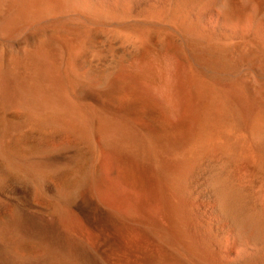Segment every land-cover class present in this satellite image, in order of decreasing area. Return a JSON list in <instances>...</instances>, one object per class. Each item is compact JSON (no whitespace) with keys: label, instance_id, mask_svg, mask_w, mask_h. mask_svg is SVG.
Masks as SVG:
<instances>
[{"label":"bare ground","instance_id":"obj_1","mask_svg":"<svg viewBox=\"0 0 264 264\" xmlns=\"http://www.w3.org/2000/svg\"><path fill=\"white\" fill-rule=\"evenodd\" d=\"M15 1L16 2L14 3V0H12V3L9 5L11 0H0V42L2 41V45L5 42L7 45H9V48L10 45H16V47H18L16 42H20L21 40L23 43V40L27 41V37H31L30 35H32L31 38H38L35 36V34L39 35L38 33L43 32L49 39H54L56 42L60 43L64 51L63 54L60 53L62 55L61 59L57 60L56 57H53L51 53L46 52V49L44 50L45 46H42L39 39L34 40L35 44L33 45V49L18 47L20 51L19 56L21 57L22 61V65L20 66L24 65L26 68H28L32 77L28 81H22L18 83L20 84V89L17 86L19 92L17 91L18 89L16 88V85L12 84V86L14 85L15 90L17 89L15 94L18 92L17 96L15 95V104L17 102L18 107H20V104L23 107L22 110H33V115L38 118L46 117L57 112L61 106H63L65 109L69 106L67 104L62 105L58 100H60L61 94L65 95L67 90L73 89L75 86L78 88V84L80 83V78L79 80L76 79L77 76L74 72V62L70 47L76 46L78 48V46L83 43L82 38L84 36L82 37L80 35L82 33V28L85 29V26L89 27L90 23L96 21L108 22V24L111 23L112 25L118 26L116 27L117 29L122 27L119 25H126L127 23V30L129 29V24L135 25L134 29L136 28V24H138L137 29H135L133 32L134 34H131L129 37L130 40L137 42V44L143 39L150 38H145L148 28L149 26L157 24L166 26L168 30H176L177 33L182 32L183 36L185 34L187 35L188 33H199V35L197 34V36H194L198 38L202 36L203 38H201V42L204 38L210 41L229 40L236 39L238 37H246L245 39H247V37L250 36L252 37L251 40L254 39V42L249 41V44L255 42L258 44L259 42L264 44V0H19V3L17 0ZM3 6H5V8L7 7L8 9L6 8L4 11ZM32 18L34 19L33 21ZM27 20L28 22H25ZM17 21L20 23L25 22L22 23L23 25L21 24L22 26L20 25L25 31L21 32L22 34L24 33L23 35L21 34V36H19L20 32L18 33V31H22L19 28L20 26L16 27L19 25V23L17 25ZM29 21L31 24L25 25L26 28H24V24L29 23ZM32 23H35L36 25L39 24V30L36 29V27L35 31L32 30ZM17 28L19 30H17ZM150 28L154 29V27ZM158 28L160 29L161 27L158 26ZM167 28L163 29L164 32ZM124 29L125 28L122 30ZM56 30L60 31V36L57 39L51 36V32H55ZM15 31L18 33V35L15 34ZM150 31L152 32V30ZM13 32L16 37L13 35L11 36ZM162 34L160 32V35ZM177 35L179 36V34ZM164 36L165 35L163 34V37ZM172 38H170L169 41H171ZM178 38L180 39V36ZM166 39L168 40V38ZM179 39L176 38V40ZM84 40L86 42L88 38L86 37ZM29 41L28 44L34 42L32 41L30 43ZM89 42L90 40L88 43ZM127 42H129V40ZM145 42L144 44L146 45L150 43V41H148L149 43ZM88 43H84V46L86 47ZM170 43L171 42H169V44ZM165 44L167 45V43ZM174 44L178 45L177 43ZM221 45L222 48L225 46L224 44ZM163 47L166 46L163 44ZM165 49L163 51H165ZM175 49L173 51H178V47L176 50ZM179 49L181 48L179 47ZM185 50L187 49L185 48ZM181 51L182 50L176 52L178 54L175 56H177L178 59L180 58L182 61H185V57L182 58L179 54ZM82 52L84 51L82 50ZM82 52L80 54H82ZM168 53L166 54L168 55ZM13 56L17 57L16 55ZM175 56L171 55V59L174 60H171L172 63L176 62L174 59ZM7 58L8 60L10 59L13 61L12 58ZM15 59L16 58H14V60ZM259 59L255 56V58L253 57V62L259 70L257 73L259 72L264 75V64L262 63L263 66L260 65L261 63H259ZM208 60L211 59L208 58ZM260 61H264V59ZM19 64L20 63H18V66ZM10 65L13 67L12 65L14 64ZM10 65H8V67ZM176 65L177 64H175V66ZM207 67L209 66H205V68ZM13 69L16 71L17 69L19 70V67L17 69L13 67ZM79 71L81 70L79 69ZM24 72H26V70H24ZM70 73L73 74L74 77H72V75L70 76ZM116 73L117 71L115 74ZM90 74H84V80H86L89 84L80 90L79 100L83 103V105H85V108L80 109L75 106H71L69 111L73 115L74 121L77 124L82 123L85 125L86 122L84 121L85 119L87 120V115L89 120L94 115L92 121L94 122L95 126L91 124L94 126V129L91 128V126L90 129H93L98 135L94 134V136H92L93 134L90 132V136H92L91 138L100 141V144L98 145L100 150L98 151H100L101 154H104L102 156L104 160H100L99 163L101 164V166H99L100 173L89 178L84 177V182L78 185L72 193L57 191V189H51L52 187L49 188V191L51 189L53 195L55 196L60 195L63 196L64 199H67V197L69 198V196L71 197L70 201L67 199L69 201L68 204H70V209L68 210H70V214L73 216V218H76L78 221H80L82 228L81 230L77 229L76 232H72L74 230L70 231V228L68 229L66 225H63L60 221H57L60 219L58 217V219H56V215L54 216L53 213L42 214L45 211L44 210L41 214H39L40 212L38 213L35 208L34 209L36 211L27 209H33L32 202L29 203L28 199L26 200V198L24 199L19 196L16 192L19 189L16 186L18 190L11 189L10 194L18 206V210L22 214L21 227H23V229L28 232L29 230L32 231L33 229H37L40 232L37 230H35V232L45 236L50 245L65 249L67 254L75 257L80 264H104V260L106 261V259L110 261L108 264H264V172H261L263 169L262 166L260 167L257 165L259 168H261L259 169L255 165V163L258 161L257 156L264 157V119L259 117L257 113L252 112L257 107H255L253 104H249L251 102H244L246 100L240 98L245 93L246 97L248 96L250 100H252L251 96L253 97L256 95V93H254L256 92L254 88L248 84V86L245 85L246 83H243L242 80H240L241 82H232V86L227 83L221 85L220 81L215 83V85L218 87V90L220 87V89L224 91L223 94H226V99L228 97L231 99V101H233V103L231 102L233 105L231 104L230 107L236 104L239 109L237 110L240 111V114L244 116L246 120V123L245 120H243V124H246L244 125V129L246 130L244 132H246L248 139H246L245 136L244 138L246 141L249 140L253 155L255 156V159H252L257 161L254 162L250 158V160L248 159V161L246 160V162L243 164L241 163L242 165L239 164L240 166H238L235 163L236 155L234 154V152L237 150L233 149L234 152H232V155H235L233 161L232 155H227L226 151L230 149H227L226 147L225 149L227 150H222L221 148L222 151H225L226 155L224 156L223 154V157L219 162L210 161V159L208 161H194L192 159V162L189 160L190 157H188L190 155L187 156L189 161L187 159L185 160V158L182 157L184 156L183 154L185 152L187 153V150L189 149H194H192L193 141L195 140L193 138H198L197 135L200 132V128L198 129L199 132L196 129L193 132L190 140L187 139L189 137V133L186 132L189 131L190 127L193 128V125L195 126V121L194 123L192 122V126H184V128H182V130H187L188 127L187 131H183L184 134L188 136L184 137L185 139L183 141L181 139L183 137L178 135L181 132V127L179 128V133L169 131V128L170 130L172 128H177L174 125L171 128L169 121L167 122L169 125L164 124L165 120L167 121V119L164 117L160 116V119L162 117V120H165L164 123L162 121V123L159 124V117L155 118L154 122H152L151 119L149 120L147 117L148 113H145L146 115H144L146 117H144L142 114L140 115L139 113L137 114L136 112L133 113L130 111L133 109V107H131L132 102L129 100L131 98L129 96L128 99L127 94L130 93L128 92V89L131 87L127 88V85H123L124 89L127 88V93H124V89L120 91L121 87H123L121 85L124 84V82H130L131 80H126V78L129 79L127 76H125V79L123 78V80L121 78L120 81H116L110 77L108 81L106 80L107 82L101 84L96 79V77ZM179 76L181 77V75ZM1 77L4 78L3 76ZM22 78H19L20 81ZM216 81L218 80L216 79ZM113 82H116V84L114 85ZM5 83L8 84V82ZM8 85H5L0 78V98L3 97L4 99L5 97L7 99L8 96H5L4 93L6 91H11L14 88L13 87L10 90L9 88L11 86L10 84ZM117 85L121 87L118 88ZM65 87L67 88L64 90ZM242 87H245V89H242ZM74 89H76V87ZM192 89L195 100L197 97L202 98L206 96L207 92H205V90H203L199 85L194 84ZM242 90H245V92ZM9 93L10 92H8V95ZM185 96L188 98L187 93ZM210 96L212 97V95ZM13 97L14 96H11V100ZM6 99L3 100L5 103H7L8 100ZM127 101L131 103V106L130 103L128 106ZM188 102H192V100L189 98ZM134 103L135 101L133 104ZM196 103L197 102H195V104ZM227 103L230 104V101ZM11 104L13 105V103ZM248 104L255 108L252 107L249 109ZM188 105L187 109L190 111L189 107L191 105L190 103ZM139 106L140 105L134 107L135 111H137V107L139 108ZM195 106L196 105L193 104L194 109L192 108V110H194V112L192 111V113H196L195 110L197 109L195 108H198V112L200 113L202 108L199 109V107ZM210 106L211 105L207 107ZM216 106L213 104L211 107V111L214 114L210 112H208V114L210 117L211 114L212 116L214 115V117H220L219 119L216 118V120H213L212 117L213 122L218 120L217 123H220L219 120L221 119V116L225 114V112L222 115L220 114L221 116H216L217 112L220 111V109L218 110ZM15 107L17 108V106ZM128 107H131L132 109L129 110ZM142 107L144 106L142 105ZM140 110L142 111V108ZM185 111H187L186 108ZM208 111H210V109ZM240 114H238V119H240ZM194 115L197 117V114ZM189 116L187 118H189ZM199 116L197 118H200ZM229 116H231V114L226 116L225 119H227ZM260 116H262V114H260ZM192 117L194 118V116ZM223 117L224 116H222V118ZM151 118L153 120L154 117L151 116ZM143 120H145L146 123H144ZM155 120L157 121L158 125L155 123ZM212 120L206 119V121L211 122ZM190 121L191 119L189 118L187 124L184 125L190 124ZM152 124L155 126L157 125L158 128L156 126V128L150 129L149 126H153ZM162 124L167 127V130H163L165 129L163 126L161 129L159 128V126ZM197 124L199 125V122ZM223 124L224 123H222V125ZM218 125H216L215 128L212 125L211 127L216 129ZM224 125L226 126V124ZM201 126H203L202 128L205 130V125L203 124ZM85 127L88 129L87 125L82 128L84 129ZM226 127L225 129L227 132H230V130H228L229 128ZM202 128L201 131L203 130ZM241 128L243 130V125ZM221 130H223V128ZM83 131L85 134L86 130ZM239 131L238 134H240ZM183 132L181 133L182 136L184 135ZM203 132L204 131H202V133ZM235 132L236 131H234V133ZM222 133L224 132L222 131ZM230 133L233 134L232 132ZM94 139H91V141ZM222 139L223 138L221 137L220 140ZM186 140H189V142L185 143ZM191 140L193 141L190 142ZM227 140L228 139H224L225 142L223 143H226ZM201 141H203V139ZM241 141H243V139ZM247 143L248 141L246 144ZM196 146L198 145L196 144ZM221 146L224 145L222 144ZM60 147L61 146L59 145V150ZM65 147L68 148L67 150H69L70 146ZM215 147L212 149L214 150ZM196 148L199 149V146ZM196 148L195 150H197ZM221 150L219 154L224 153H221ZM215 151L217 152L218 150ZM241 151L244 152L248 150H245V147L243 150L241 146ZM203 152L204 150L202 153ZM216 152L214 153L217 154ZM242 152L240 153L242 154ZM197 153L200 155L201 152L199 151ZM240 153L238 152V154ZM248 153L250 152H244L243 154H245V156L250 155L249 157H251L252 155ZM146 154H148V157L150 154L153 157L155 156V158L158 157L156 158L154 164H152V159H150L151 164L146 162L147 158L146 161L143 160ZM210 154L212 155L213 153H208V155ZM242 155L240 157H242ZM213 156L214 154L212 157ZM53 158L55 157L53 156ZM263 162L264 161L262 160V163ZM105 164H108L107 169L109 170V174L114 181L112 184V189H115L114 186L116 185L120 188L124 187L126 191L129 190V192H138V195L140 193L142 194V199L140 198L141 201L136 203L135 207H131V202L136 200L134 197L137 194L134 195L135 193L133 194L134 199L131 198L132 201H128V204L127 201L123 203V199L118 200V198L121 199V197L117 196L119 193H116L114 198L115 201L112 203V198L110 197H113L115 194L113 195L112 193V196L111 192H108V189L106 190L101 187V185L104 186L103 184L106 182V180H108L106 176H102L103 171H101V168L104 167L105 169ZM258 169L260 172H258ZM103 178L106 179L103 180L105 181L104 183L102 181ZM101 188H103L106 191V194L108 193L107 195L110 196L107 197L105 195L107 198H110V201L109 199L108 201L111 202V204L108 202L107 204L105 201H103L105 196L103 195L102 198L101 194L103 190ZM116 189L117 191L119 190V188ZM126 191L123 190V192H120L124 193ZM18 193L22 195L21 192ZM8 196L10 197V195ZM25 197L28 198V196ZM128 200H130V198ZM122 203L123 205L127 204V207H121L120 204ZM129 205L130 207H128ZM130 208V211H133V215L135 213L134 218L136 223L135 221L133 222L134 219L131 218L132 216H129L131 213L128 214V210ZM68 210L66 212H68ZM129 217L133 219V223ZM60 228H63V231H59ZM70 239H75L76 244L73 245L72 243V245L69 246L68 244L70 243H68V241H70ZM66 242L68 244H65ZM0 264H13V262H10V260L6 259L1 241Z\"/></svg>","mask_w":264,"mask_h":264},{"label":"rangeland","instance_id":"obj_2","mask_svg":"<svg viewBox=\"0 0 264 264\" xmlns=\"http://www.w3.org/2000/svg\"><path fill=\"white\" fill-rule=\"evenodd\" d=\"M17 1L19 3V0H17ZM15 2L16 1L14 0V3ZM11 3H12V0L9 3V5ZM18 3H16V4H18ZM3 7H4L3 9L5 11L7 7L6 8H5V6H3ZM33 20L34 19L32 18V21ZM25 22H28V20ZM25 22L20 23L17 21V25H18V23H19V25L16 27H19L22 23H25ZM35 23H32L33 27L31 28L34 31L36 29L39 30V24L37 23L38 25H36ZM28 24H31V22L29 21V23L24 24V28H26L25 25H28ZM111 25L112 24L111 23L108 24V22H102V21L97 22L96 21V22L90 23L89 27L85 26V29L82 28V33L80 35L82 37L83 36L84 37L82 38L83 43H81L79 45L80 48H79V46H78V48L76 46L70 47V51H71V54L73 56V62H74V72L77 76L76 79L79 80V78H80V80H79L80 83L78 84L79 89L77 88V86H75L77 90L74 89L75 87H73V89L67 90V93H65V95H62V94L60 95V100H58V101H60V103L62 105H64V104L69 105L66 109L63 106H61V107H59V110L57 112L51 114L52 116L48 115V116L42 117V118H38V117L34 116L33 110L32 111H25L26 109L22 110L23 107L20 104H19V106L22 108L18 107L17 102H16L17 105L15 104L16 96H17L19 89H20L19 88L20 84H18V83H20L22 81L23 82L28 81L32 77L28 68H26L24 65H23L24 67L20 66V65H22V63H21L22 61H21V57L19 56L20 51H19L18 47H20V48H32L33 49V45L35 44L34 40L39 39L42 46L43 47L45 46L44 50L46 49L45 50L46 52L51 53L53 55V57H56L57 60H60L62 57V55L60 53L63 54V52H64L62 46L60 45V43L56 42L54 39H49L48 37H46V35L43 32L38 33L39 35L35 34V36L38 38H35V37L31 38L32 35H30L31 37H27V39H26L27 41L23 40L24 44L21 42V40H20V42L19 41L16 42L18 44V47H16V45H14V46L12 45L14 48L11 45L9 48V45H7L5 42L3 43V45H2V41L0 42V65H1L0 66V75L3 74L1 76L4 77V78H2L0 76V78L2 79V81L4 82L5 85L10 84V86H11L9 88L10 90H11V88L14 87V85L12 86V84H15L16 88H17V86L19 88V89L17 88L18 90L16 89L18 91L17 94H15L16 93L15 87L13 88L15 92L12 89L11 91H13V92L6 91L4 93L5 96L6 95L8 96L7 97L8 100L5 97H4V99H3V97L0 98L1 99L0 100V241L3 244V252L6 255V259L10 260V262H13V264H15V263L16 264H68V263L69 264H80L75 257L68 255L67 252L65 251V249H63L61 247H54V246L50 245L47 238L45 236L40 235L38 233L40 231H38L37 229H33L31 226V228L33 229L32 231H34V232H35V230L38 231V232L34 233L31 230H29V232H28L25 229H23V227H21L22 214L18 210L19 208L16 205V203L14 202L15 200L12 198L10 192H11V189L12 190L13 189H15V190L19 189L18 191H16L17 194L24 199L26 198V200L28 199L29 203L32 202L33 209H31V208H27V209H30L33 211L37 210L38 213L40 212L39 214H41L44 210L45 211L42 214L53 213L54 216L56 215L55 216L56 219H58V218L60 219L57 221H60L61 224L66 225L68 229L70 228L69 229L70 231L74 230L72 232H76L77 229L81 230L82 227L80 225L81 224L80 221H78L76 218H73V216L70 214V210H68V209H70V204H68V202L71 200V197L70 196H69V198L67 197V199L69 200L68 201L67 199H64L63 196H60V195L55 196V195H53L51 189L54 188L55 190L57 189V191L72 193L78 185H80L84 182L86 177L89 178L91 176H94V175L100 173V170H99L100 167L99 166H101V164H99V163H100V160L103 159L102 156L104 154L103 153L101 154V152L98 151V150H100L99 146H98L100 144L99 143L100 141L99 140L97 141L96 139L91 138L92 136H94V134H97L93 130L95 124L92 121L93 120L92 118L94 115L92 117L90 116L91 117L90 120H89L88 115H87L86 118L88 121L85 119V121H84V122H86L85 125L82 123L77 124L74 121L73 115L69 111V108L71 106H75V107L80 108V109L85 108V105H83V103L79 100V97H80V90H82L81 88H84V87H86L87 84H89L86 80H84L85 78L83 77L84 74H86V73H88V74L91 73L92 76L96 77V79L101 84H104V82H107L110 77L115 79L116 81L117 80L120 81L121 78L123 80V78L125 79V76H127L129 79L126 78V80L131 79L130 82H128V81H127L128 83L124 82V84H122V85L119 82L118 83L121 86L127 85V88L131 87L130 89H128V92H130V93L127 94V97L129 99V96H130V98L133 100L132 101L131 99H129L132 102V106H131L130 102H128V101L127 102H128V106L130 103V106L133 107L134 110L131 107H128L129 110L132 109L133 111L130 110L131 112H133V113L136 112L137 114L139 113L140 115L142 114L144 117H146L145 115L148 113L147 117L149 120L151 119L152 122H154L155 118L159 117L158 118L160 120L159 124H161L162 121L164 123V120L167 119V121L165 120L164 124L169 125V123H170L171 128L174 125L178 129L177 130L175 128L174 129L172 128L170 130V128H169V131L174 132V133H179L181 130L180 134H178V135L183 137V138H181L183 141L185 139L184 137H188V136L189 137L187 139L190 140L193 132L196 129L198 130L200 128L199 129L200 132L198 130V132L200 133V134L198 133L199 136L197 135L198 138L195 137V138H193V139H195L194 141L193 140L190 141V142L193 141L192 149L193 148L194 149L193 150H191V149L187 150V153L185 152L183 154L185 157L182 156L183 158H185V160L186 159L188 160L187 156L190 155L188 157H190L189 160L192 162H193V160L194 161H205V160L208 161L209 159H210V161H215V162L218 161L219 162L223 157L222 155L223 154H224V156L226 155L225 151H222V150H227L228 148L230 150H228L226 152H227V155H230V156L232 155V152H234L235 149L237 150L234 152V154L236 155V157H235L236 162L235 163L238 166H240L239 164H241V163L243 164L244 162H246V160L247 161H248V159L250 160V158L255 159V156L253 155L252 147L250 146L249 140H247L248 143L246 144L247 141L245 140V138L246 139H248V138H247L246 132H244V131H246L244 129V125H246V124H243L244 123L243 120H245L244 116H242L240 114V111H238L239 109L235 103H234L235 104L234 106L236 108L234 106L230 107V105L233 103V101H231V99H229L228 97L226 99V96H225L226 94L225 93L223 94L224 91H222L220 89V87H219V90H221L222 92L219 91L218 87H217V85H215V83L220 81L221 85H224L227 83V84H230L232 86V84H233L232 82L235 83L236 81L242 80L243 83H246L245 85L248 84L249 86L254 88V90L256 91L254 93H256V95L253 97L251 96L252 100H250V98L248 96L246 97L245 93L243 94V96L245 98L243 96L240 98L245 99L246 101H244V102H246V103L251 102L249 104H253L255 107H257L256 109H254L253 111L251 110V111L254 113H257V115L259 117L264 119L263 118L264 117L263 116L264 115V75L259 73V72L257 73V71H259V70L257 69L256 65L253 62V57L255 58V56H256V57H258V59L260 58L259 63H261L260 65L263 66L264 61H260V60L264 59V44H262L260 42H259V44L261 46L256 42L249 44V41L254 42V39L251 40L252 37H250V36H249L250 38L247 37V39H245L246 37H241V38L238 37L236 39L210 40V41L204 38L205 40L202 39V42H201L200 40H201V38H203L202 36H200V38L194 36V35L197 36V34L199 35V33H197V34L188 33L187 35L184 33L185 35L183 36L182 32L177 33L176 30L172 31L171 29H169L170 30L169 31L166 26H163L160 24L149 26V28L154 27V29L148 28L145 38L146 37H150V38L143 39L140 42H138V44H137V42L130 40L129 37L131 34H134L133 32L135 29H137L138 24H136L135 29H134L135 25L129 24V29L131 28L130 30L126 29V27L128 25L127 23H126V25L125 24L119 25V26H122V27H119V29L116 28L118 26L112 25L113 26L112 27ZM21 26L19 28L22 31H18V33L20 32L19 36H21V34H22L21 32H25L24 29L21 28ZM158 26L161 27L160 29L162 31L158 28ZM35 27H36V29H35ZM155 27H157V28H155ZM123 28H125L124 30H126V31L122 30ZM165 28H167V29L164 32L163 29H165ZM157 29H158V31H157ZM17 30H19V29L17 28ZM32 30H31V32H32ZM150 30H152V32ZM85 31H87L88 33ZM157 32H159V33H157ZM160 32H161V34L164 32L163 34L165 36L163 37V34L160 35ZM174 32H176V33H174ZM18 33L16 32L15 34L18 35ZM51 33H52L51 36L55 37L56 39L60 36V31H58V30H56L55 32L53 31ZM148 33H149V35H148ZM177 34H179L180 39L178 38L179 36ZM12 35L15 36L14 32H13V34H11V36ZM87 35H89V36H87ZM126 36H128V37H126ZM86 37L88 38V40H86V42L88 43L89 40H90V42L88 43V45L86 44L87 46L85 47L84 43H86V42H85L84 38H86ZM175 37L179 40H176ZM182 37H185V38H182ZM166 38H168V40ZM170 38H172L171 41H169ZM45 40H46V42H45ZM128 40H129V42H127ZM28 41L30 43L32 41H34V42L31 44H28ZM145 41L147 43H149L148 41H150V43L146 45V44H144ZM169 42H171V43L169 44ZM216 42H217V44H216ZM165 43H167V45ZM174 43H177L178 45H176ZM163 44L166 47H163ZM171 44L172 45L174 44V45L172 46ZM221 44H224L225 46L223 45L224 47L222 48ZM184 45H185V47H184ZM177 47H178V51L176 50ZM179 47L181 49H179ZM74 48H75V50H74ZM163 48L164 49L166 48L165 51L166 50L167 51L166 52L163 51L164 50ZM185 48L187 50H185ZM57 49H58V51H57ZM174 49L176 51H173ZM82 50L85 53L82 52ZM180 50H182V51L179 54L182 58L185 57L184 58L185 61L184 60L182 61V59H180V58H179L180 59L179 60L177 58V56H175L176 54H178L176 52H179ZM18 51H19V54H18ZM168 51H169V53H168ZM81 52H82V54H80ZM184 52H186V53H184ZM166 53H168V55ZM190 53H191V55H190ZM12 54L16 55L17 57L13 56ZM57 54H58V56H57ZM78 54H79V56H78ZM171 55L175 56L174 59L176 62H173V63L171 62V60H173V59H171ZM167 56L170 58H168ZM7 57L12 58L13 61H11L10 59L8 60ZM14 58H16L15 59L16 62H15ZM208 58H210L211 60H208ZM8 61H9V63H8ZM6 62H7V66H6ZM180 62H182V63H180ZM18 63H20L19 66H18ZM174 63L177 65L175 66ZM10 64H14L12 66L16 69L19 67V70L17 69L18 71L17 70L14 71L15 69H13V67H11ZM78 64H80V65H78ZM178 64H179V66H178ZM209 64L212 66H210ZM8 65H10V66L8 67ZM15 65H17V66H15ZM205 66H209V67H207L209 70L207 68H205ZM254 67H256V68H254ZM11 68H12V70H11ZM21 68H22V71H21ZM77 68H78V70H77ZM263 68H264V66H263ZM79 69L81 71H79ZM24 70H26V72H24ZM116 71H117V73L115 74ZM69 75L70 76L72 75V77H74V75L71 73ZM179 75H181V77ZM19 78H22L21 81ZM183 79H184V81H183ZM216 79L218 81H216ZM6 80H8V81H6ZM126 80H124V81H126ZM5 82H8V84ZM121 83H123V82H121ZM113 84L115 85L116 82H113ZM194 84L199 85L200 87H202L203 90H205V92H207L205 97H202V98L197 97L195 100V96L192 92L193 91L192 88H193ZM8 86H7V88H8ZM121 86L117 85L118 88H120ZM66 88L67 87H65L64 90ZM127 88L124 89V86H123V87H121L120 91L122 89H124L123 90L124 93H127L126 92ZM242 89H245V87H242ZM8 92H10L9 95H8ZM243 92H245V90ZM11 93H12V95H11ZM186 93H187L188 98L185 96ZM208 95H209V97H208ZM210 95H212V97ZM11 96H14L12 99L13 101L11 100ZM189 98H190V100H192V102H188ZM2 99L3 100L6 99L7 103H5V101H3ZM224 99H226V100H224ZM247 99L250 101H248ZM134 101L136 103V106L140 105L139 108L137 107V111H135V108H134V107H136L135 103L133 104ZM226 101L227 102L230 101V104H228ZM10 102L13 103V105ZM195 102H197L198 104L197 103L195 104ZM203 102H204V104H203ZM189 103L191 105L189 107L190 111L187 109L188 108L187 105ZM5 104H7L8 106ZM141 104L144 107H142ZM193 104L196 105L195 107H199V109L202 108L200 113L198 112V108H195V109H197V110H195L196 113H192V111L194 112V110H192V108L194 109ZM213 104L215 106L217 105L216 107L218 110L220 109V111H218L219 114H218V112H217V115L215 114L216 116H218V115L221 116L225 112V114L222 115L224 117L222 118V116H221V119H220L221 121L219 120L220 123H217L218 120L216 122H213V120H216V118L217 119L220 118V117H214V115L212 116V114H214L211 111V107ZM184 105H186V106H184ZM209 105H211V106L207 107ZM10 106H13V107H10ZM15 106H17V108ZM200 106H202V107H200ZM232 107H234V108H232ZM252 107L253 106H250V105L248 106L249 109H251ZM255 107H253V108H255ZM19 108H20V110H19ZM141 108H142V111L140 110ZM185 108L188 112L185 111ZM205 108H207V109H205ZM209 109H210V111H208ZM202 110H204L205 112ZM142 112H144V113H142ZM189 112H190V116L192 113V116H194V118L192 116L191 117L189 116ZM208 112L212 113L211 117L208 114ZM194 114H197V117L202 114L201 115L202 117L199 116L200 118H197L196 115H194ZM230 114H231V116H229L230 118L228 117L227 119H225V117L230 115ZM238 114H240V119H238V116H239ZM260 114H262V116H260ZM187 115L189 116L191 121H190V124L184 125V124H187V122L189 120V118H187L188 117ZM151 116L154 117L153 120H152ZM160 116L164 117L165 119L163 118L164 120H162V117L160 119ZM212 117H213V120H212ZM209 118H211V119H209ZM206 119L212 120V122L206 121ZM224 119H225V122H224ZM198 120H200V121H198ZM168 121H169V123H167ZM194 121H195V123H194ZM65 122L68 124H66ZM143 122L146 123L145 120H143ZM192 122L195 124V126L193 125V128L190 127L189 131H187L188 127L191 124H193ZM196 122L197 123L199 122V125ZM155 123L158 125L156 120H155ZM222 123L226 124V126L228 125L227 126L229 128L228 130H230V132H232L233 134H231L230 132H227V130L225 129L226 126L224 124L222 125ZM229 123H230V125H229ZM245 123H246V120H245ZM91 124H93L94 126ZM111 124H112V122H111ZM164 124L160 125L159 128L161 129L163 126V128H165L163 130H167V127H165ZM203 124L205 125L204 126L205 130L202 128L203 126H201ZM86 125H87L88 129L86 127L83 129L82 127H84ZM206 125H207V127H206ZM211 125L214 128L216 125H218L216 127L217 130L212 128ZM231 125H233V126H231ZM242 125H243V130L241 128ZM90 126H91V128H93L92 130L90 129ZM154 126L155 125H153V126L150 125L149 127H150V129H154V128H156V126L155 127ZM184 126H188L187 130H184V129L182 130V128H184ZM199 126H201V127H199ZM221 127L223 128V130H221L222 129ZM70 128H72V129H70ZM157 128H158V126H157ZM179 128H180V130H179ZM201 128L203 129L202 131H204L203 133L201 131ZM185 129H186V127H185ZM239 129H240V131H239ZM83 130H86L85 134H84ZM173 130H175V131H173ZM241 130H242V133H241ZM183 131H187L186 133H189L188 136H186ZM222 131L224 133H222ZM234 131H236V132L234 133ZM238 131L240 132V134H238ZM90 132L93 134L92 136H90L91 135ZM182 132L184 134L183 136L181 134ZM217 132H218V134H217ZM214 133L216 136L214 135ZM228 136H229V138H228ZM244 136H245V138H244ZM221 137L223 138L222 140H220ZM91 139H94L96 141H94V140L91 141ZM202 139H203V141H201ZM215 139H216V141H215ZM224 139L225 140L228 139L226 141V143H223V142H225ZM242 139H243V141H241ZM189 140H186L185 143L189 142ZM196 140H199V141H196ZM244 140H245V142H244ZM66 143H68V144H66ZM195 143L199 146V149L196 148L198 146H196ZM243 143H244V145H243ZM217 144H219V145H217ZM222 144L224 146H221ZM59 145L61 146L60 150H59ZM132 145L135 146L134 144H132ZM65 146H68V147L70 146L69 150H67L68 148H66ZM231 146H232V150H231ZM241 146H242L243 150H244V147H245V150L246 149L248 150V151H244V152H250L248 154H251L252 156L251 157H249L250 155L245 156V154H247V153L243 154L244 152L241 151ZM213 147H215L216 149L214 148V150H213L212 149ZM225 147L227 149H225ZM46 148H47V150H46ZM63 148H65V149H63ZM195 148L197 150H195ZM200 148H201V150H200ZM221 148H222V150H221ZM211 149H212V151H211ZM238 149H239V151H238ZM203 150H204V152L202 153ZM215 150H218V151L216 152ZM220 150H221V153L222 152H224V153L219 154ZM189 151L193 152V153H190ZM199 151L201 152L200 155L197 153ZM229 151H231V152H229ZM97 152H99V153H97ZM210 152L214 154L213 157H212L213 154L208 155V153H210ZM214 152H216L219 155V157ZM238 152L239 153L242 152L243 155L241 153L240 154L245 159L240 157L241 155L238 154ZM195 153H197L200 158ZM234 154L232 155L233 161H234V156H235ZM147 155L148 154H146V156H144L143 160L146 161V158H147L146 162L151 164L150 159H152L153 160L152 164H154V162L156 161V158H158V157L155 158V156L153 157L151 154L148 157ZM207 155L210 158H208ZM237 155L238 156L240 155L239 156L240 158ZM47 156H49V157H47ZM53 156L55 158H53ZM193 157H195V158H193ZM257 158H258V161L257 160L254 161V159H252V160L254 162L257 161L256 162L257 164L255 163L256 167L259 168L258 166H260V167L262 166L263 171L261 170V172H264V162L262 163V160L264 161V159H263L264 157H258L257 156ZM201 159H204V160H201ZM148 161H150V162H148ZM106 166H105V169L102 166L103 168H101L102 169L101 171H103L102 176L103 175L106 176V178L108 180L103 178L102 181L106 180V182L103 181V183L105 182L104 184L101 182L104 185V186L101 185V187H103L106 190L108 189L109 190L108 192L109 193L111 192V195H112V193H113V195L114 194L115 195L114 196L112 195L113 197H110L109 195H107L108 193L106 194V191L103 188H101L103 190V192L101 194L102 198H103V195L104 196L106 195L107 197L109 196L110 198H112V203H113L115 201L114 198L116 196V193L117 194L119 193L120 195L118 194L117 196L121 197V199L118 198V200L123 199V203H125V201H127V204H128V201L131 202L132 201L131 198H133V196L136 194L138 195V192L130 191L131 192L130 193L129 190L126 191V189L124 187L120 188V187H117L116 185L115 186L113 185L115 187V189L114 188L112 189V184L114 181L109 174V170L107 169L108 166L107 167ZM259 169H261V168H259ZM259 169H258V172H260ZM263 175H264V173H263ZM16 186L18 187V189ZM49 188H51L50 191H49ZM116 188H119V190L121 189L120 191H122V192H123V190L126 192L122 193L119 190L117 191ZM110 189H112V190H110ZM18 192H21L22 195ZM26 192L28 193V195ZM121 193H122V195H121ZM23 194L25 196H28V198L25 197ZM8 195H10V197L12 199ZM137 195L134 197L136 200L131 202L132 203L131 207H133V206L135 207V204L139 203L141 201L142 194L140 193L138 195V197H137ZM129 196H131V197H129ZM56 197H58V198H56ZM105 197L103 198V201L111 204V202H109L110 198H107V197L105 198ZM129 198H130V200H128ZM108 199H109V201H108ZM130 202H129V204H130ZM123 203L120 204L121 207L126 208L127 204L123 205ZM128 207H130V205ZM67 210H68V212H66ZM130 210H131V208L128 210V214L131 213L129 216L130 217L132 216L131 218H133L134 220L131 219L130 217H129V219L131 220V222H132V220L134 222L135 221V218H134L135 213L133 215V211H130ZM18 211L20 212V215H19ZM135 223H136V221H135ZM74 224H75V226H74ZM77 227H79V228H77ZM60 229H59V231H63V228H60ZM30 231H31V233H30ZM45 238L47 241L46 240L44 241ZM73 240L70 239V241H68V243H70V244H68L67 242L65 244H68L69 246H71L72 243H73V245L76 244L75 239H73ZM11 250H12V252H11ZM63 253H64V255H63ZM39 258H40V260H39ZM43 260H44V262H43ZM37 262H39V263H37ZM108 263H110V261L108 259H106V261L104 260V264H108Z\"/></svg>","mask_w":264,"mask_h":264}]
</instances>
